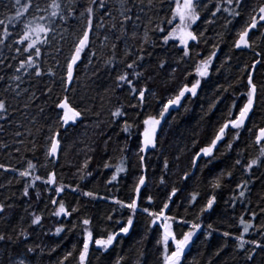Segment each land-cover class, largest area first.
I'll return each instance as SVG.
<instances>
[{"label":"trees","instance_id":"1","mask_svg":"<svg viewBox=\"0 0 264 264\" xmlns=\"http://www.w3.org/2000/svg\"><path fill=\"white\" fill-rule=\"evenodd\" d=\"M45 2L46 0H40L41 4ZM204 2L208 4V9L202 11L201 20L193 26L198 32L203 31L204 36L199 44L190 42L191 57H184L181 62L183 52L178 42L175 47L157 46L151 49L152 56L144 62L147 69L144 75L150 77L148 87L155 91L156 97L147 96L143 111L128 107L129 104L136 103V100L128 94L125 88L116 86L115 75L119 68L123 67L122 65L112 71L100 68L95 61L92 66H87L88 56L85 54L74 73L72 91L68 93L72 102L84 111V116L81 122L70 126L67 130L60 129L62 151L59 159L43 167L42 165L46 163L44 135L49 126H55L54 121L59 110L54 108V101L57 96L63 94L60 76L65 57L69 54L75 39L73 31L78 25L75 19H70L67 24L57 21L56 39L52 41L51 46H42L45 55L41 58L46 61L43 66L52 67L56 76L53 78L45 76L43 80H33L31 84L22 85V87H28L30 92L35 91L39 99L25 108L27 94L15 101H11L9 97L13 106L11 114L7 121L0 120V124L4 126L0 131V143L8 145L7 148H0V163L17 169V172H5L0 169V203L13 205L12 208L6 207V212L0 214L7 218V220L0 219V232L13 234V228L18 231L19 227L23 226L29 233L27 241L14 246L15 251L12 246L7 247V256L4 254L5 246L0 243V264H8L9 256L17 259L23 256L26 251L25 244L39 245L34 253L28 254L29 264H59L67 252L73 251L74 246L76 251L72 257L64 261V264H77V253L82 247L83 225L80 224L75 230L69 231L72 224L79 223L83 217L90 218L96 238L106 236L108 232L118 231L121 224H126L130 210L120 209L119 205L112 201L119 199L129 202L135 198L134 188L141 175L146 177V183L141 187L138 200L141 208L159 209L172 187H177L180 191L170 203L168 214L189 221V224H173V230L178 238L181 232L189 229L191 222H198L202 225L201 230L193 237V242L185 250L182 264H245V252L238 251L235 248V241L231 237H223L222 233L228 231L239 234L242 231V227L239 226L241 216L257 227L264 224V167H254L251 173H247L242 166L235 165L238 154L242 163L258 155V148L253 144L254 134L258 131V127L253 128V124L264 126V89L260 87L264 84V68L257 65V70L253 74L254 82L257 84L258 99L255 105V115L251 117L252 122L247 124V127L253 128V133L250 135L247 131L241 130L238 140H234L232 135H226L225 140L219 142L217 149L214 150L215 158L202 157L196 162L195 167L192 166L191 161L200 148L208 145L225 119V114L232 103L236 104L234 114H238V108L246 102V96L241 95L247 90L246 79L242 78L252 71L250 65L255 60H264V54L256 55V52L264 53V36L252 37L255 41L253 49H235L233 41L236 38V32L234 29L239 28L244 17L233 20L232 24L225 27L226 13H218L216 17L210 15V10H214L215 4L220 0H204ZM259 2L261 0H251L253 5ZM221 6L224 5L221 3ZM161 7L167 10L166 5ZM6 15H14V12L6 13L0 7V19H4ZM162 15L163 12H161ZM246 15L247 12H245ZM205 18L214 20V23H204ZM142 25L143 21L138 29L141 34ZM19 27L14 29L10 27L13 36L9 37L5 44L11 43L13 39H19L17 35ZM2 32L3 28L0 26V33ZM60 33H63V39L60 38ZM205 39L207 43L203 42ZM98 43L99 41L93 37V47ZM172 43L170 42V45ZM214 43L217 44L219 50L213 59L210 75L201 80L195 97L187 94L178 110L169 109L161 122L158 146L145 157L142 166L136 155L138 145L142 140L140 133L143 125L140 120L147 114L158 115L163 104L176 93L179 87L185 83L190 84L198 78L194 76V64L201 56L206 57L213 50ZM12 47L23 46L13 43ZM58 47L59 53L57 52ZM123 47L124 41H120L118 53ZM196 53H200V56ZM13 55L15 53L9 52L6 47L0 48V59L10 58ZM160 59L167 61L163 69L156 67ZM57 62H59V67H56ZM5 63H15V61L6 59ZM173 68L177 69L174 74L172 73ZM96 69H99L98 74L93 75ZM7 71L10 74L12 70ZM189 71L193 75H188L185 79ZM0 75H4L2 68H0ZM3 86L0 83V91ZM140 86H143L142 82ZM48 87L52 88V93L45 96L43 92ZM217 99H220V103L216 104L215 108L210 107ZM121 105L124 106V111L128 115L119 119L112 117L111 111ZM41 108L44 109L43 112L40 111ZM136 112H140V119L133 115ZM33 119L35 123L32 122ZM125 119L129 122L136 120L140 126L134 127L131 134L125 133L121 130ZM113 120L116 122L111 123ZM37 129H41L39 134H37ZM29 130L33 135L27 134ZM17 131L23 135L15 136L14 133ZM32 140H35L38 145L35 153L30 150ZM225 141L232 142L230 150L226 147ZM17 148L20 149L19 152L16 151ZM121 157L127 158L125 162L127 171L120 173L117 180L108 184L107 181L115 174L114 166L120 164ZM28 160L37 164V171L34 175L46 177L49 171L54 170L57 172L58 182L63 180L66 185L72 187L79 185L80 190L72 192L70 188H66L65 192L57 197L51 195L54 186H45L37 181V188L30 189L29 197H24L22 195L24 181L17 183V180L20 179L18 171L27 167ZM85 160H89L87 170L91 171L92 175L81 180L80 169ZM165 161L168 163L167 169L164 168ZM105 163L113 167L106 169L103 167ZM185 172L189 173V179L186 181L181 179ZM222 172L225 175L221 181V188L213 189L212 183ZM228 172L232 173L231 178H228ZM162 177L163 184L160 183ZM243 180L251 181L248 185L249 190L244 198L233 199L234 196L238 197L240 190L236 186ZM37 190L40 192L39 200L36 198ZM81 190L93 191L106 199L85 197ZM193 194H196V202L190 203ZM212 194L216 196L213 209L203 213L197 220L200 207ZM50 195L51 198L58 200L62 197L69 209L78 206L79 212L73 213L72 217L52 216L53 206L49 203ZM149 196L153 198L152 204L148 203L147 197ZM33 211L42 214L43 220L41 225L29 227L31 220L29 213ZM253 212L256 213L255 220H252ZM109 215L113 217L112 220L107 219ZM150 219L146 213L138 209L128 235L118 236L113 247L107 252L98 250L95 246L90 248L89 264H117L118 258L120 264H161V248L157 246L156 241L163 230L158 225L152 226L149 223ZM61 224L65 227V231L59 236L54 235L55 229ZM208 225H211L215 231L209 229ZM250 234L245 238L257 240L261 238V233L257 232L256 228L250 229ZM225 244L227 247H224ZM250 247L251 245L246 246V248ZM52 248L56 250L51 251ZM41 250H43L42 255ZM255 251L257 253L255 264H261L264 261V252L259 249Z\"/></svg>","mask_w":264,"mask_h":264},{"label":"snow or ice","instance_id":"2","mask_svg":"<svg viewBox=\"0 0 264 264\" xmlns=\"http://www.w3.org/2000/svg\"><path fill=\"white\" fill-rule=\"evenodd\" d=\"M221 3L224 5L221 6ZM166 5L167 10L161 6ZM0 7H2L6 13L14 12V15H6L4 19H0V26L3 28V32L0 33V48L6 47L9 52H14L12 57H5L0 59V68L4 70V75H0V83L4 86L0 91V120L7 121L11 111L12 103L22 96H26L24 104L25 108H28L31 103L39 99L35 91L29 90L28 87H22V85L33 83V80H43L45 76L53 78L56 76V72L52 67L45 68L43 65L46 61L41 58L45 55L42 50V46H51L52 41L56 39L57 30L55 25L57 21L67 24L70 19L78 21V25L73 31L75 36L72 46L69 50V54L65 57L63 70L60 76V81L63 86V94L57 96L54 101V108L59 110L56 113L54 121V127L49 126L47 133L44 135V156L46 163L42 165L47 167L49 163H53L59 159L61 149V132L60 129L67 130L70 126L76 125L81 122L84 111L76 106L69 94L72 91V85L74 83V73L77 70L79 62L87 54V66H92L94 61L100 65V68L112 71L118 69L115 75V83L118 88H125L128 94L136 100V103H131L128 107L133 109L144 110V106L147 103V96L151 95L156 97L155 91L150 90L148 87V80L150 77H146L144 72L147 70L145 67V60L152 56L151 49L157 46L162 48L178 46L182 49L183 57H191L190 42L196 44L201 43L204 32H198L193 26L201 20L203 10L208 9V4L204 0H46L41 4L40 0H0ZM161 12L163 15L161 16ZM245 12L247 15L245 16ZM218 13H226L225 27L233 23V20L244 17L243 22L239 28L234 29L236 32V38L233 41L235 49H253L255 41L253 36H264V0L256 4H251V0H220L214 6V10H210L211 17H216ZM143 21L142 34L138 31ZM204 23L212 24L214 20L205 18ZM19 27L17 35L19 39H13L11 43L5 44V41L9 37L13 36L11 28ZM67 31V29H64ZM253 30H256L255 32ZM250 33L252 34L250 36ZM110 34H115L114 36ZM222 35V34H218ZM93 37L99 43L93 47ZM60 38L63 39V33H60ZM124 41L123 49L118 53L119 42ZM133 42V43H129ZM170 42H173L170 45ZM207 43L205 39L203 41ZM21 45L23 47L13 48L12 44ZM213 50L206 56H201L199 61L194 64V76L198 77L194 79V82L185 83L172 96H170L166 103L163 104L158 115L147 114L140 120L143 125V130L140 133L142 140L138 145V152L136 153L140 164L143 166L145 161V153L149 149H156L158 146V130L160 129L161 122L164 120L165 115L169 112V109L173 106L180 107L181 101L187 94L195 97L197 91L200 88L201 80L207 78L210 75V69L212 67L213 59L216 57V53L219 50L217 44H213ZM60 49L57 48L59 53ZM264 53L256 52L257 56H261ZM200 56V53H196ZM6 59H11L15 63H5ZM102 61V63H101ZM167 61L160 59L156 65L158 69H163ZM257 65L264 68V60H255L250 65L251 72H248L247 76L242 78L246 79V92H242L241 95L246 96V102L238 108V114H234L233 110L236 109L235 102L225 114V119L222 121L218 129L215 131L212 139L207 146L202 147L194 154L191 164L196 166V162L202 157H214V150L217 149L219 142L225 140L226 135H232L234 140L240 139L241 130L247 131L250 135L253 133V128L258 127V131L254 134L253 144L258 148V155L255 158L248 159L246 163H242L240 155L238 154L235 160V165H240L244 168V171L251 173L254 167H264V126H256L253 124V128L247 127L248 123H251V117L255 115V105L257 104V84L254 82V73L257 70ZM57 62L56 67H59ZM11 69V73L7 71ZM143 69V70H142ZM99 69L93 71V75L98 74ZM177 71L176 68L172 69L174 74ZM245 71H248L245 69ZM193 75L191 71L187 73ZM26 78H28L26 80ZM135 81V82H134ZM143 83V86L141 85ZM264 89V84L260 86ZM226 91V90H225ZM52 93V88L48 87L43 92L45 96H49ZM10 97V99H9ZM220 103V99H217L210 106L215 108L216 104ZM187 111V109H185ZM44 111L43 108L40 109ZM128 113L124 111V106L121 105L115 110L111 111V116L114 118L126 117ZM133 115L140 119V112L133 113ZM35 123V120L32 121ZM113 120L111 123H115ZM136 120L129 122L124 120L122 131L131 134V130L134 127H139ZM4 128L3 124H0V131ZM232 130H235L234 132ZM41 129H37V134ZM29 136L33 135L29 130L27 133ZM19 137L23 133L17 131L14 133ZM23 143V141H20ZM32 148L30 149L35 153L38 147L35 140L30 141ZM226 147L230 150L232 148V142L225 141ZM6 143H0V148H7ZM20 151L19 148L16 149ZM123 151V150H121ZM126 157H121V162L115 165V174L111 176V179L107 181L111 184L117 180L120 173L126 172L125 167ZM89 160H85L82 168L80 169V179H86L91 176V171H88ZM104 168L113 167L109 163L103 165ZM164 168H168L167 161L164 162ZM0 169L5 172H17L16 168L7 167L0 163ZM37 171V164L31 160L27 161V167L24 170L18 171L17 183L21 180L24 181L22 187V195L29 197L30 189L37 188V181L42 182L45 186H54L51 191V195L60 197L61 193L65 192L66 188H70L72 192H76L79 189V185L72 187L66 185L63 180L58 182L57 172L52 170L47 173L46 177L40 175H34ZM225 173H221L220 176L212 183L213 189L221 188V181L224 178ZM228 178H231L232 173H227ZM182 180L189 179V173L185 172ZM11 183V181H9ZM146 183V177L141 175L138 178V182L134 188L136 193L135 198L129 202H123L119 199H114L112 202L119 205L120 209H129L130 215L127 218L126 224H121L118 231L108 232L106 236L94 237L92 228V220L88 217L80 219L79 223H73L69 231L75 230L80 224L82 228V247L79 249L77 256V264H89L90 248L95 246L96 249L107 252L113 247L114 242L117 241V237L121 234L128 235L130 229L133 226V217L137 214V211L146 213L150 217L149 223L152 226H157L162 229V234L158 237L156 243L161 248V264H182L185 256V250L193 242V237L201 230V223L191 222L187 231L181 232L179 238L177 233L173 230V224H189V221L180 218L175 215L168 214L170 203L173 202V198L177 196L180 191L177 187H172L171 192L166 196L165 202L159 209H151L149 207H140L138 200L140 196L141 187ZM160 183H164L163 177ZM250 180H243L237 184L239 189L238 197L234 196L233 199L244 198L246 192L249 190L248 185ZM47 190V187H46ZM82 191V195L92 199H106L104 196H100L93 191ZM49 197V203L53 206L51 215L55 217H72L73 213L79 212V207H73L69 209L66 207L63 198L59 200ZM37 200L40 199L39 190L36 191ZM196 194L191 196L190 203L196 202ZM148 203H153L151 196L147 197ZM216 203V196L210 195L206 202L200 207L199 215L196 219L199 220L200 216L205 212H209L213 209ZM47 206V205H46ZM7 208H12L13 205H5L0 203V214H4ZM27 211V210H26ZM187 213V209H185ZM31 216L29 227L41 225L43 220L42 214L36 212H30ZM256 213H252V220H255ZM0 219L7 220L6 217L0 216ZM108 220H112L113 217L109 215ZM10 223V220L8 221ZM117 223H120L117 221ZM239 226L242 227V231L239 234H233L228 231H224L222 236L225 238L231 237L235 241V248L240 252H245V264L251 262L255 264V257L257 255L256 249L264 252V224L259 227L254 225L250 221H246L243 216L239 218ZM209 229H212L211 225H208ZM256 228L257 232L261 233V238L246 239V236H250V229ZM215 231V229H212ZM65 231L63 224L55 229L54 235L59 236L60 233ZM13 234L7 232H0V243L5 246V255H8L7 247L20 245L29 239V233L27 229L20 226L18 231L16 228L12 229ZM251 245L250 248L246 246ZM174 246V248H173ZM26 251L23 256L16 258L14 256L8 257V264H29L28 254L34 253L36 246L24 245ZM227 247V244L224 245ZM52 248L51 251H55ZM76 251L75 246L73 251L67 252L63 259L59 261V264H64V261L73 256ZM41 255L43 250H41ZM19 255V254H17ZM219 255V252H217ZM117 264H120L119 258ZM264 264V261L261 262Z\"/></svg>","mask_w":264,"mask_h":264},{"label":"water","instance_id":"3","mask_svg":"<svg viewBox=\"0 0 264 264\" xmlns=\"http://www.w3.org/2000/svg\"><path fill=\"white\" fill-rule=\"evenodd\" d=\"M182 102H183V100L181 101V105H182ZM181 107V106H180ZM180 107H175V106H173V107H171L170 109L171 110H173V111H176V110H178ZM158 134H159V130H158V133H157V136H158ZM154 149H149V151L147 152V153H145V154H143V155H145V157L151 152V151H153ZM58 160V159H57ZM57 160H55V161H57Z\"/></svg>","mask_w":264,"mask_h":264},{"label":"rangeland","instance_id":"4","mask_svg":"<svg viewBox=\"0 0 264 264\" xmlns=\"http://www.w3.org/2000/svg\"><path fill=\"white\" fill-rule=\"evenodd\" d=\"M124 235V234H123Z\"/></svg>","mask_w":264,"mask_h":264}]
</instances>
